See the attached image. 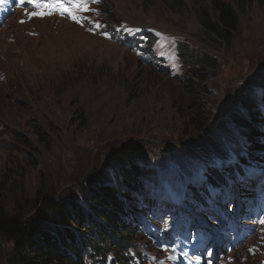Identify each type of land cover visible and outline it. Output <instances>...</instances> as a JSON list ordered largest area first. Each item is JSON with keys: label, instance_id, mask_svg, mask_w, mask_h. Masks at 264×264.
<instances>
[{"label": "rangeland", "instance_id": "1", "mask_svg": "<svg viewBox=\"0 0 264 264\" xmlns=\"http://www.w3.org/2000/svg\"><path fill=\"white\" fill-rule=\"evenodd\" d=\"M224 1L238 18L230 41L201 25L211 0H89L80 23L30 18L40 10L27 0L0 5V207L36 223L35 238L48 218L62 225L41 197L86 211L138 168L155 222L187 246L140 216L154 236H127L118 256L86 250L88 264H264V134L251 139L264 133V0ZM217 172L221 197L193 210ZM12 247L0 240V264Z\"/></svg>", "mask_w": 264, "mask_h": 264}, {"label": "trees", "instance_id": "2", "mask_svg": "<svg viewBox=\"0 0 264 264\" xmlns=\"http://www.w3.org/2000/svg\"><path fill=\"white\" fill-rule=\"evenodd\" d=\"M201 25L216 40L230 41L232 33L237 31L238 18L234 9L224 0H211V10H206L202 14ZM194 111L202 116L201 109H197V106L194 107ZM261 131H253L251 139L263 135ZM260 145L264 147V144ZM133 171L132 179L121 181L124 184L119 188L125 192L123 194L120 191L122 197L118 195L120 192L108 188L91 199L92 202L86 211L77 208L75 204H63L49 195L41 197L39 210L46 214L58 213L62 225L59 226L58 218H48L46 229L35 238L36 223L26 221L18 215L9 216L5 208L0 207V240L13 245L9 252V264H88L87 259L83 257L86 250L97 254L113 250L118 256L126 250L127 236L140 231H146L150 235H153L150 231L159 234L157 238L164 240L166 245L169 243L187 245L184 234H176L172 230L162 231L161 221L155 222L157 220L154 217L160 214L156 203L149 198V194L154 190H149L145 182L138 180L140 175L138 168H134ZM221 184H226L223 176L219 173L211 174L208 177L207 188L203 186V193L196 191L194 198L190 199L189 204L193 210L206 205L204 195L211 196V191L217 190ZM70 211H75L76 215ZM140 216L157 227L154 225L150 231L146 230V223ZM173 218L169 222L170 225ZM180 220L179 226H182L185 219ZM185 226L188 229L189 225ZM105 240L113 241L109 248L101 245ZM103 249L105 251H102Z\"/></svg>", "mask_w": 264, "mask_h": 264}, {"label": "snow or ice", "instance_id": "3", "mask_svg": "<svg viewBox=\"0 0 264 264\" xmlns=\"http://www.w3.org/2000/svg\"><path fill=\"white\" fill-rule=\"evenodd\" d=\"M6 0H0V5L5 3ZM20 3H24L25 0H19ZM28 3L34 5V7L40 11L32 12L29 14L30 18L34 16L43 17L45 15H51L56 11H60L61 14L67 13L68 16L75 22L80 23L81 17L78 15L80 12L89 11V0H67L71 4V7H65V0H49L48 3H41L39 0H27ZM92 3H99L100 0H91ZM23 22V21H22ZM96 28H100L99 23L95 24ZM129 32H132V29H128ZM213 196L217 195V190H212ZM261 224H264V219L260 220ZM187 255V253H184ZM208 255H211V251L208 252ZM172 259L173 257H169Z\"/></svg>", "mask_w": 264, "mask_h": 264}, {"label": "bare ground", "instance_id": "4", "mask_svg": "<svg viewBox=\"0 0 264 264\" xmlns=\"http://www.w3.org/2000/svg\"><path fill=\"white\" fill-rule=\"evenodd\" d=\"M248 211V210H247ZM247 263V262H246Z\"/></svg>", "mask_w": 264, "mask_h": 264}]
</instances>
